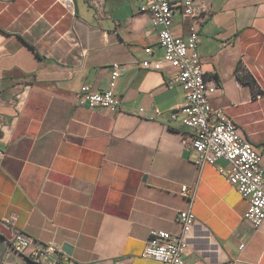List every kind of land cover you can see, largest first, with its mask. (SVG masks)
<instances>
[{
	"label": "crops",
	"instance_id": "1",
	"mask_svg": "<svg viewBox=\"0 0 264 264\" xmlns=\"http://www.w3.org/2000/svg\"><path fill=\"white\" fill-rule=\"evenodd\" d=\"M75 1L0 0V220L71 246L74 264H165L142 254L152 231L181 233L187 186L197 225L185 264H264V221L245 220L248 200L220 171L228 162L199 169L183 144L192 132L170 119L185 103L177 70L139 66L164 56L140 0ZM193 1L216 85L211 106L233 119L264 168V0ZM190 25L177 8L172 33L186 39ZM115 64L122 109L78 107L81 87L108 89ZM9 237L0 225V264H30Z\"/></svg>",
	"mask_w": 264,
	"mask_h": 264
},
{
	"label": "built area",
	"instance_id": "2",
	"mask_svg": "<svg viewBox=\"0 0 264 264\" xmlns=\"http://www.w3.org/2000/svg\"><path fill=\"white\" fill-rule=\"evenodd\" d=\"M68 9L73 8V0H60ZM181 8L191 21L186 39L172 33L175 10ZM140 11L151 18L152 27L157 31L159 47L164 56L151 64L139 63L144 70L163 69L164 62L169 63L177 74L173 79L182 87L185 103L175 109L170 119L180 129L192 132L183 144L193 150L199 169L206 165L215 166L220 160L228 162L226 169H220L229 184L242 197L248 200L249 209L245 220L258 228L264 221V168L262 157L251 142L242 137L236 123L221 111L213 110L210 96L216 91V85L208 81L203 68V58L198 50L199 35L194 25L200 9L193 0H140ZM148 55L153 49H146ZM122 66L115 64L110 76L109 86L103 92H96L85 85L76 96V104L81 108H103L111 113L122 109V100L118 95L117 82L122 76ZM146 114L145 109H140ZM156 110L150 118L159 117ZM183 195L189 200V207L177 213V222L181 233L172 234L164 230L150 233L143 251V258L153 259L165 264H185V256L190 246L187 238L197 225L192 204L196 198L195 189L184 186ZM0 225L10 234L9 248L30 264H74L64 252L63 245L40 243L16 226V219H1Z\"/></svg>",
	"mask_w": 264,
	"mask_h": 264
},
{
	"label": "water",
	"instance_id": "3",
	"mask_svg": "<svg viewBox=\"0 0 264 264\" xmlns=\"http://www.w3.org/2000/svg\"><path fill=\"white\" fill-rule=\"evenodd\" d=\"M73 3H74V6H75V8H76V1L74 0ZM63 250H64V252H65L68 256H71V255H72V247H71V246L65 244V245L63 246Z\"/></svg>",
	"mask_w": 264,
	"mask_h": 264
}]
</instances>
